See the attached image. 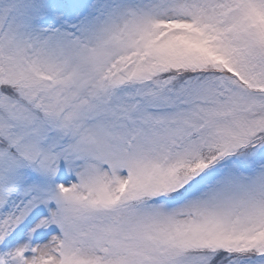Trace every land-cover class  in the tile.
Returning a JSON list of instances; mask_svg holds the SVG:
<instances>
[{"label":"snow or ice","instance_id":"obj_1","mask_svg":"<svg viewBox=\"0 0 264 264\" xmlns=\"http://www.w3.org/2000/svg\"><path fill=\"white\" fill-rule=\"evenodd\" d=\"M0 264H264V0H0Z\"/></svg>","mask_w":264,"mask_h":264}]
</instances>
